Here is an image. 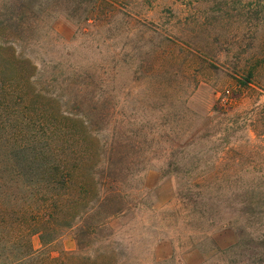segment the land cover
<instances>
[{
    "label": "rangeland",
    "instance_id": "374dc122",
    "mask_svg": "<svg viewBox=\"0 0 264 264\" xmlns=\"http://www.w3.org/2000/svg\"><path fill=\"white\" fill-rule=\"evenodd\" d=\"M37 1L49 2L15 48L54 112L116 140L117 180L101 163L94 181L125 205L62 228L46 251L70 264H264V0ZM30 241L43 248L38 232Z\"/></svg>",
    "mask_w": 264,
    "mask_h": 264
},
{
    "label": "trees",
    "instance_id": "16d2710c",
    "mask_svg": "<svg viewBox=\"0 0 264 264\" xmlns=\"http://www.w3.org/2000/svg\"><path fill=\"white\" fill-rule=\"evenodd\" d=\"M106 1L114 2L80 0L92 4L91 12ZM48 2L13 0L0 7V264H70L69 253L57 258L45 249L62 228L85 225L91 212L125 209L117 185L106 189L94 181L101 163V175L117 180L107 173L119 152L116 140L102 143L87 117L54 112L53 99L35 80L36 65L15 48L26 42L30 18ZM60 4L68 16L77 10ZM35 232L43 244L39 250L30 241Z\"/></svg>",
    "mask_w": 264,
    "mask_h": 264
}]
</instances>
